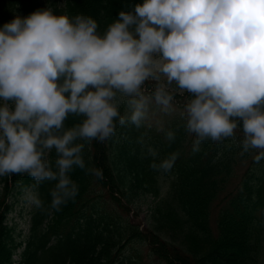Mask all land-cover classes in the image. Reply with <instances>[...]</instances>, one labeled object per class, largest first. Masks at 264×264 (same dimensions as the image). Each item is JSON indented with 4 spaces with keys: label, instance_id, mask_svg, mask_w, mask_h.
Wrapping results in <instances>:
<instances>
[{
    "label": "clouds",
    "instance_id": "1",
    "mask_svg": "<svg viewBox=\"0 0 264 264\" xmlns=\"http://www.w3.org/2000/svg\"><path fill=\"white\" fill-rule=\"evenodd\" d=\"M177 92L190 96L193 153L205 141L235 140L239 128L242 152L264 159V0H142L103 34L84 14L17 15L0 27V176L55 181L59 211L78 194L70 173L85 168L84 142L111 139L117 125L140 128L153 101L168 111ZM69 116L82 119L66 127ZM177 156L150 166L168 172ZM29 198L42 205L38 193Z\"/></svg>",
    "mask_w": 264,
    "mask_h": 264
},
{
    "label": "trees",
    "instance_id": "2",
    "mask_svg": "<svg viewBox=\"0 0 264 264\" xmlns=\"http://www.w3.org/2000/svg\"><path fill=\"white\" fill-rule=\"evenodd\" d=\"M58 2L62 7L57 6ZM136 3L142 0H0V27L17 15L26 17L38 9L51 7L57 15L91 16L98 23V32L103 34L118 18L120 10H131ZM171 87L175 88V84ZM176 94L175 98L181 97ZM188 96H183L184 100L190 99ZM74 117L69 116L66 127L74 124ZM168 131L175 133L171 142L166 139ZM193 140L185 122L180 123L177 117L168 123L164 133L158 134L149 126L118 125L106 145L93 140L92 149L84 147L85 168L76 167L70 173L78 185V194L59 211L51 208L50 191L55 181L36 185L27 174H11L13 184L18 185L13 190L30 185L42 205L32 209L26 234L17 233L15 226L3 223L11 203L0 209V264H13L12 254L22 244L25 246L16 264H123L125 255L116 257V251L122 248L130 252L126 264H151L143 262L140 253L132 250L136 249L132 246L143 244L162 264H264V219L258 216V211L264 208L261 189L264 159L251 161L242 180L243 188L225 196L224 201L235 166L251 158L247 152L238 157L239 142L228 139L222 143L205 141L200 151L193 153ZM149 146L156 150L155 157L148 154ZM173 153L178 156L170 171L150 166ZM55 158L54 151L50 158L53 168ZM2 178L5 180L6 175ZM97 185L107 189L108 200L118 208L124 205L121 197L128 203L149 195L154 199L160 197L153 206H148V228L140 231L123 210L114 207L112 211H103L99 204L91 203L90 194ZM161 189L165 191L162 196ZM218 199L221 205L214 232L210 224L211 208ZM16 201L13 200V205ZM52 235L56 241L48 245ZM17 236L21 240L17 241Z\"/></svg>",
    "mask_w": 264,
    "mask_h": 264
},
{
    "label": "rangeland",
    "instance_id": "3",
    "mask_svg": "<svg viewBox=\"0 0 264 264\" xmlns=\"http://www.w3.org/2000/svg\"><path fill=\"white\" fill-rule=\"evenodd\" d=\"M62 7V3L58 2L57 6ZM161 80L163 81L164 78L162 77ZM157 82L153 81V80H149L145 82V90H146V94H151L153 92L154 88H151L153 85H155ZM173 88L170 86V89ZM188 100V99H187ZM187 100H182L181 97L179 98H175L174 101L172 102V107L168 110V111H164L161 109L160 106L156 105L153 101V103L150 104L149 106V111H148V115L147 118L144 122H148L151 120V116H160V114H150L151 110H156L158 113H162L164 112L165 114H167L169 111L170 112H176L180 118L184 119V105L187 102ZM182 102V103H181ZM175 103H179V104H175ZM174 105L180 106V107H175ZM127 111L126 108H121V112ZM163 121V120H162ZM162 121L155 123L156 125H159ZM102 145L103 142L101 143ZM85 145H89V142H86ZM1 187V185H0ZM31 191H23L21 195H19V201L18 203L15 205V208L12 209L7 215L9 217L8 223L13 224V223H17L18 225V229H23V232L25 233L27 231L28 228V218H27V211L30 209V206L32 204L30 198H29V194ZM95 195H100V193H102V195H104V191L99 188L96 187L94 190ZM155 199H153V197L151 196H147L144 199H141L140 201L136 202H132L130 206V211L129 215H134V217H132V221L140 224L142 228L147 227L146 224H149V219L147 216V210H148V206L150 204H152L151 206H153L155 204ZM125 209V208H124ZM27 218V219H26ZM144 257L148 260L146 256V254H143Z\"/></svg>",
    "mask_w": 264,
    "mask_h": 264
}]
</instances>
